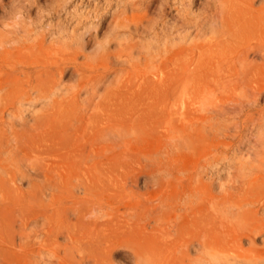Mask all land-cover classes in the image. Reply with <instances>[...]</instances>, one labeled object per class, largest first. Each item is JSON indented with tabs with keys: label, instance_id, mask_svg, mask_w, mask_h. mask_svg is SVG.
<instances>
[{
	"label": "rangeland",
	"instance_id": "1",
	"mask_svg": "<svg viewBox=\"0 0 264 264\" xmlns=\"http://www.w3.org/2000/svg\"><path fill=\"white\" fill-rule=\"evenodd\" d=\"M229 1L0 0V87L3 88H0V164L5 167H0L3 171L0 172V243H5V248L16 255L9 264H138L135 251L150 255L152 249L151 262H146L148 257L140 256L144 259L143 264H154L153 238L160 232L155 230L150 215L158 205L161 193L172 194L185 189L194 173L196 177L198 173L202 176L198 174V179L195 176L194 179L213 185L214 192L223 194L239 186L234 178L239 182L238 176H250V173L257 176L260 162L254 160L255 155L251 154L249 158L245 152L240 153L246 155L243 158L238 157V152L233 155L230 144L237 142L239 145L241 141L242 146L264 148V93L261 95L258 91L264 85V76L244 90L236 82L230 84L227 79L221 80L217 71L223 42L233 38L223 31L218 21L221 12L223 16H232L234 10ZM62 37L68 41H65L66 45L72 41L71 46L66 47ZM14 41L20 42H16V46ZM256 41L254 38L250 44L254 45ZM118 42L125 49L119 48ZM68 46L75 47L70 50ZM53 50H56L55 54H52ZM133 56L135 59L140 56V61ZM148 56L154 58H150L151 63ZM63 58L68 63L60 60ZM250 59L260 60L254 54ZM61 71L64 73L59 76ZM82 81L88 87L79 95L76 88ZM64 86L66 88L62 89ZM67 88L76 92L72 95ZM25 92L29 93L22 96ZM244 92L249 97L243 96ZM63 94L68 97L61 96V99L59 95ZM84 95L91 101L88 102ZM84 102L90 104L85 108ZM80 104H84L83 108ZM239 105L246 107L243 110ZM43 106L46 107L42 109ZM224 107L228 113L222 109ZM240 108L245 112L239 111ZM111 128L120 132L121 137ZM111 131L118 141L111 136ZM113 139L118 142L117 146ZM255 141L259 143L254 144ZM7 159H10L9 164ZM167 160L178 162L185 171L179 167L175 171L174 163L175 177H165V185L158 180L164 175L161 172L165 173L162 163L169 162ZM17 166L21 169L20 178ZM242 167L243 171H239ZM169 181L171 184L167 183ZM78 185L79 192L76 190ZM202 187L207 190L206 186ZM200 192L204 198L208 190L206 194H203L204 190L200 189ZM35 225L38 226L36 233ZM261 236L256 241L259 246H263ZM244 241L248 247L249 240ZM45 245L47 249L58 247L60 251L56 248L55 251L52 248L44 251ZM196 249L197 245L191 248L193 256L198 255ZM204 259L203 263L212 261L210 257ZM0 264L3 263L0 261Z\"/></svg>",
	"mask_w": 264,
	"mask_h": 264
},
{
	"label": "bare ground",
	"instance_id": "2",
	"mask_svg": "<svg viewBox=\"0 0 264 264\" xmlns=\"http://www.w3.org/2000/svg\"><path fill=\"white\" fill-rule=\"evenodd\" d=\"M223 1V0H222ZM229 1V0H228ZM232 1V10H234L232 12V16L231 17H226V16H223L222 12H221V15H220V24L222 26V29L223 31H227L228 34L230 33V36L232 39H229V42L227 40V42H223L222 45L221 44V48L223 46V49L220 50V56H221V60L220 62H218V65H217V71L220 72L218 73L219 74V77L221 80L224 79H227V81L232 84L234 82L238 83L241 87V89H246L248 88V86L255 82L257 78L260 79V77L264 76V0H231ZM229 1V2H231ZM220 2V1H219ZM218 2V3H219ZM226 10V9H225ZM231 10V9H230ZM220 11H224L223 10H220ZM230 13V12H229ZM231 15V13H230ZM219 25V24H218ZM232 33V34H231ZM53 36V35H52ZM253 36V40L255 38L256 43L253 45V44H250L251 41L248 40L249 38H251ZM35 37V36H34ZM59 36H57L58 38ZM17 38V37H16ZM40 38V37H39ZM51 38V37H49ZM53 38L55 39L56 37L53 36ZM20 40V37L17 38ZM30 39V38H29ZM28 39V40H29ZM62 39H64L62 37ZM66 39V38H65ZM62 40L63 43L66 41V40ZM234 39V40H233ZM1 40V39H0ZM10 40V39H9ZM8 40V41H9ZM22 40V39H21ZM20 40V41H21ZM32 40V39H31ZM35 40V39H34ZM33 40V41H34ZM43 40V38H42ZM41 40V41H42ZM50 40V39H49ZM58 40V39H57ZM61 40V39H60ZM70 40V39H69ZM72 40V39H71ZM19 41V42H20ZM32 41V42H33ZM37 41V40H36ZM61 41V42H62ZM247 41H250V43H248ZM3 42V41H1ZM17 41H14V43L16 44ZM17 42V44L19 43ZM31 42V41H30ZM29 42V43H30ZM52 42V41H50ZM59 42L60 44V41H57ZM68 42V41H66ZM66 42H65V45H66ZM72 42V41H71ZM71 42H70V46H71ZM80 42V41H79ZM13 43V42H12ZM13 43V44H14ZM23 43V42H21ZM62 43V44H63ZM73 43V42H72ZM16 44V46H17ZM28 44V42L26 43ZM46 44V43H45ZM58 44V43H57ZM58 44V45H59ZM67 44V45H68ZM76 44V42L74 43ZM81 44V43H80ZM109 44V43H107ZM119 44V48H123V46L121 45L120 47V43L118 42ZM30 45V44H28ZM42 45V44H41ZM57 45V46H58ZM63 45V46H65ZM66 45V47H67ZM78 45V44H77ZM1 46V45H0ZM15 46V47H16ZM20 46V44H19ZM26 46V45H25ZM32 46V45H31ZM62 48L63 46L60 45ZM68 46V47H70ZM79 46V45H78ZM77 46V47H78ZM128 46V45H127ZM21 47L23 48L24 47V44L23 46L21 45ZM34 47V46H33ZM75 47V46H73ZM73 47H70L68 49L72 50ZM79 48V47H78ZM80 48L81 45H80ZM79 48V49H80ZM105 48V47H104ZM5 49V48H4ZM18 50V48H16ZM20 49V48H19ZM36 49V48H35ZM50 49V47H49ZM75 49V48H74ZM125 49V48H123ZM51 50V49H50ZM129 50V49H128ZM8 51V49H7ZM10 51H12L10 49ZM21 51V50H20ZM40 51V50H39ZM54 53L52 54H55L56 50H53ZM62 51V50H60ZM84 52V49L82 50ZM81 51V52H82ZM1 52V51H0ZM6 52V51H5ZM4 52V53H5ZM9 52V51H8ZM22 52V51H21ZM48 51H46L47 53ZM50 52V51H49ZM52 52V51H51ZM71 52V51H70ZM57 53L59 54V52L57 51ZM56 53V54H57ZM65 53V52H64ZM132 53V51H131ZM8 54V53H7ZM58 54L56 57H58ZM81 54V53H80ZM120 54V53H119ZM122 54V53H121ZM120 54V55H121ZM251 54H254L255 58L257 57V59H260V60H251L250 59V55ZM51 55V54H50ZM77 55V54H76ZM79 55V54H78ZM77 55V56H78ZM82 55V54H81ZM130 55V54H129ZM133 55V54H132ZM132 55L130 57H132ZM9 56V54H8ZM22 57V55H20ZM24 56V55H23ZM28 56V55H27ZM48 56V55H47ZM150 56V55H149ZM148 56V58H149ZM10 57V56H9ZM40 57V56H38ZM42 57V56H41ZM51 57V56H50ZM62 57V56H60ZM81 58V56H79ZM83 57V55H82ZM121 59V56H119ZM127 57V56H126ZM153 56H151L150 58H152ZM159 57V56H158ZM134 58V56H133ZM131 58V60L133 59ZM149 58V60H150ZM25 59V57H24ZM33 59L35 60L36 58L33 56ZM135 59V58H134ZM139 59L140 56H139ZM137 57V59L135 60H138L140 61ZM147 59V58H146ZM154 60V58H152ZM157 59V58H156ZM18 60V59H17ZM21 60V59H20ZM61 61H64V62H67L65 61L66 59H60ZM91 60V59H90ZM124 60H125V57H124ZM148 60V59H147ZM148 60V61H149ZM152 60V61H153ZM26 61V60H24ZM29 61V60H28ZM41 62V60H39ZM87 61V60H86ZM92 61V60H91ZM126 61V60H125ZM151 60L149 61L150 63L152 62ZM22 62V61H21ZM31 62V61H29ZM36 62V61H35ZM47 62V61H46ZM49 62V61H48ZM70 62V61H69ZM85 62V61H84ZM129 62V61H127ZM37 63V62H36ZM63 63V62H61ZM68 63V62H67ZM80 63V62H79ZM88 63V62H87ZM141 63V62H140ZM13 64V63H12ZM27 64V63H26ZM72 64V63H71ZM122 64V63H121ZM124 64V63H123ZM131 64V62H130ZM129 64V65H130ZM134 64V63H133ZM149 64V63H148ZM22 65V64H21ZM19 65V66H21ZM25 65V64H24ZM87 65V64H86ZM147 65V64H146ZM150 65V64H149ZM6 66V65H5ZM18 66V65H17ZM43 66V64H42ZM47 66V65H45ZM52 66V65H51ZM58 66V65H57ZM132 66V65H131ZM130 66V67H131ZM142 66V65H141ZM11 67V66H10ZM24 67V66H23ZM22 67V68H23ZM31 67V66H30ZM36 67V66H35ZM38 67V66H37ZM49 67V66H48ZM85 67V65H84ZM9 68V67H8ZM21 68V69H22ZM39 68V67H38ZM69 68V67H68ZM76 68V67H75ZM215 68V69H216ZM13 69V67L11 68ZM10 69V70H11ZM20 69V68H19ZM32 69V68H31ZM44 69V68H43ZM64 69V68H62ZM1 70V69H0ZM51 70V69H50ZM60 70V69H59ZM138 70V68H137ZM12 71V70H11ZM26 71V70H25ZM30 71V70H29ZM136 71V70H135ZM31 72V71H30ZM44 72V70L42 71ZM79 72V71H78ZM77 72V73H78ZM64 72L61 71L60 75L59 76H62ZM76 73V74H77ZM14 74V72H13ZM79 74V73H78ZM2 75V74H1ZM11 75V74H10ZM119 75V74H118ZM214 75V74H213ZM4 76V75H3ZM9 76V75H8ZM13 76V75H12ZM56 76V75H55ZM58 76V77H59ZM10 77V76H9ZM24 77V76H23ZM35 77V76H34ZM39 77V76H38ZM81 77V76H80ZM37 78V77H36ZM56 78V77H55ZM63 78V77H62ZM32 79V78H31ZM59 79V78H58ZM143 79V78H142ZM169 79V78H168ZM30 80V79H29ZM36 79H34L33 81H35ZM119 80V78H118ZM172 80V79H170ZM7 81V80H6ZM22 81V80H21ZM31 81V80H30ZM40 81V80H39ZM56 81V80H55ZM62 81V79H61ZM85 81V80H84ZM122 81H124L123 79L121 80V84H122ZM143 81V80H142ZM186 81V80H185ZM36 82V81H35ZM44 82V80H43ZM109 82V81H108ZM113 82V80H112ZM120 82V80L118 81ZM163 82V80H162ZM165 82V81H164ZM226 82V81H225ZM224 82V84H226ZM232 82V83H231ZM59 83H62V82H59ZM78 83V81H77ZM31 84V83H30ZM37 84V83H36ZM45 84V83H44ZM120 84V85H121ZM228 84V83H227ZM256 84V82H255ZM63 85V84H62ZM237 85V84H236ZM35 86V85H34ZM60 86V85H59ZM76 86V84H75ZM101 86V84L99 85ZM234 86V84H233ZM258 86V84L256 85ZM3 87V85H2ZM70 87V86H69ZM77 87V86H76ZM88 85L87 84H83V81L79 83L78 87L76 88L77 90V93L80 95L81 92L85 91L87 89ZM91 87V86H90ZM98 87V86H97ZM231 87V86H230ZM1 88V87H0ZM5 88V87H4ZM7 88V87H6ZM33 88V87H31ZM36 88V87H35ZM62 89L63 88H66L65 86L64 87H61ZM72 88V87H71ZM95 88V87H94ZM92 88V89H94ZM102 88V86H101ZM99 88V89H101ZM106 88V87H105ZM224 89V86L222 87ZM221 88V89H222ZM256 88V87H254ZM253 88V89H254ZM3 89V88H1ZM30 89V88H29ZM70 90V88H67L66 90ZM91 89V88H90ZM97 89V88H96ZM222 89V90H223ZM251 89V88H250ZM7 90V89H6ZM36 90V89H35ZM39 90V89H38ZM54 91L56 89H53ZM105 90V89H104ZM257 89H255L256 91ZM260 90V94L262 95V93H264V85L262 86L261 85V89L259 88L258 91ZM1 91V90H0ZM5 91V90H4ZM28 91V90H27ZM32 91V90H31ZM30 91V92H31ZM54 91L52 92V96L54 94ZM57 91V90H56ZM72 95L73 93H75L76 91H72ZM89 91V90H88ZM93 91V90H92ZM99 91V90H98ZM97 91V92H98ZM102 91V89H101ZM251 91V90H250ZM36 91H33V93H35ZM59 92V91H58ZM57 92V93H58ZM64 92V91H63ZM66 92V91H65ZM69 92V91H68ZM253 92V91H252ZM3 93V91H2ZM29 92H25L23 93L22 96H25L27 95ZM41 93V92H40ZM84 93V92H83ZM218 93V92H217ZM247 92H244L243 96L246 94ZM32 94V93H31ZM50 94V93H49ZM59 94V93H58ZM57 94V95H58ZM87 94V93H86ZM89 94V92H88ZM100 94V93H99ZM103 96H104V93H102ZM242 94V92H241ZM252 94H255V93H252ZM36 95V94H35ZM33 94V96H35ZM69 95V94H67ZM94 95V94H93ZM248 95V93H247ZM51 96V94H50ZM60 97L61 96H64L63 95H59ZM66 96V95H65ZM64 96V97H65ZM83 96V95H81ZM80 96V97H81ZM89 96V95H87ZM100 96V95H99ZM251 96V95H250ZM0 97H1V94H0ZM32 97V96H30ZM55 98L58 97V96H54ZM68 97V96H66ZM73 97V96H72ZM84 97L86 98V100L88 99L85 95ZM82 97V99L84 98ZM106 97V96H105ZM246 97H249V96H246ZM7 98V97H6ZM21 98V97H20ZM71 97H69L70 99ZM99 98V97H98ZM257 98V97H256ZM24 99V98H23ZM33 100V97L31 98ZM45 99V98H44ZM50 99V98H49ZM62 99V97H61ZM60 99V100H61ZM68 99V98H67ZM68 99V100H69ZM81 99V98H80ZM90 99V98H89ZM100 99V98H99ZM15 100V99H13ZM42 100V98H41ZM47 100V99H46ZM45 100V101H46ZM53 100V99H52ZM64 100H66L64 98ZM97 100V99H96ZM1 101V99H0ZM21 101V100H20ZM28 101V100H27ZM36 101V100H34ZM32 101V102H34ZM81 101V100H80ZM83 101H85V99H83ZM88 102H90L91 100H87ZM98 101V100H97ZM253 101V100H252ZM257 101V100H256ZM19 102V101H17ZM44 102V100H43ZM25 103V102H23ZM37 103V102H36ZM83 103V102H82ZM87 103V102H86ZM244 103V102H243ZM35 104V103H34ZM40 104V103H39ZM42 104V103H41ZM44 104V103H43ZM42 104V105H43ZM47 104V103H46ZM45 104V105H46ZM49 104V103H48ZM63 104V103H62ZM85 104V102H84ZM83 104V105H84ZM90 104V103H88ZM88 104H85V108L87 107ZM21 105V103H20ZM25 105V104H24ZM23 105V106H24ZM33 105V103H32ZM81 105V104H80ZM83 105H81V107L83 108ZM36 106V105H35ZM49 106V105H48ZM53 106V105H52ZM241 106V105H239ZM244 106L246 107V105H243V108ZM1 107V106H0ZM5 107V106H4ZM10 107V106H9ZM14 107V106H13ZM40 107V105H39ZM42 107V106H41ZM44 107L46 106H43L42 109H44ZM50 107V106H49ZM55 107V105H54ZM80 107V109H81ZM96 107V106H95ZM232 107V106H231ZM38 108V107H37ZM62 108V107H61ZM84 108V109H85ZM93 108V107H92ZM236 108V111L238 110V108L235 106ZM234 108V109H235ZM242 108V106H241ZM240 110L239 111H243V110ZM21 109V108H20ZM32 109V108H31ZM83 112L85 113L86 110ZM98 110L97 108H94V110ZM223 110L225 109L222 108ZM221 109V110H222ZM229 109V107H228ZM227 109V110H228ZM13 110V108H12ZM25 109H23L22 111H24ZM88 110V109H87ZM246 110V109H245ZM33 111V110H32ZM35 111V110H34ZM54 111V110H53ZM52 111V112H53ZM56 111V110H55ZM78 111V110H77ZM80 111V110H79ZM229 112L231 110H228ZM10 112V111H8ZM18 112L22 113V116L23 115V112L19 111ZM37 112L39 113V110H37ZM44 112V111H43ZM60 112V111H59ZM58 112V113H59ZM222 112V111H221ZM220 112V113H221ZM225 112L226 109H225ZM234 112V111H233ZM232 112V113H233ZM245 112V111H243ZM14 113V112H13ZM16 113H17V110H16ZM25 113H26V110H25ZM31 113V112H30ZM29 113V114H30ZM47 113V112H46ZM50 113V112H49ZM54 113V112H53ZM79 113V112H78ZM82 113V112H81ZM90 113V112H89ZM228 113V112H227ZM236 113V112H235ZM238 113V112H237ZM11 114V113H9ZM8 114V116H9ZM15 114V113H14ZM27 114V113H26ZM34 114V117L35 116V113ZM33 114H32V121L35 119L33 118ZM224 114V113H223ZM240 114V112H239ZM249 114V113H248ZM1 115V114H0ZM4 115V114H3ZM19 114L17 113V116ZM55 115V113H54ZM81 115V114H80ZM86 115L87 112H86ZM236 115V114H235ZM250 115V114H249ZM2 116V115H1ZM12 116V115H11ZM27 116V115H26ZM29 116V117H30ZM19 117V116H18ZM76 117V116H75ZM15 118V116H14ZM23 118V117H22ZM10 119V118H9ZM17 119V117H16ZM24 119V118H23ZM31 119V118H29ZM57 119V118H56ZM224 119V118H221V120ZM231 119V118H230ZM4 120V119H3ZM7 120V119H6ZM11 120V119H10ZM86 120V119H85ZM1 121V120H0ZM18 121V120H17ZM25 121H28V119H26ZM24 121V122H25ZM7 122V121H6ZM10 122V121H9ZM19 122V121H18ZM31 122V121H30ZM221 122V121H220ZM229 122V121H228ZM232 122V121H231ZM2 123V122H1ZM22 123V122H21ZM26 123V122H25ZM34 123V121H33ZM76 123H77V120H76ZM80 123V122H79ZM223 123V122H222ZM8 124V123H6ZM11 124V122L9 123ZM23 124V123H22ZM27 124V123H26ZM30 124V123H28ZM27 124V125H28ZM32 124V123H31ZM88 124V122H87ZM86 124V125H87ZM218 124V123H217ZM18 125V124H17ZM226 125V124H224ZM19 126V125H18ZM110 126V125H109ZM219 127H221L220 125H218ZM16 127V125L14 126ZM35 127V125H34ZM107 127V126H106ZM86 128V127H85ZM122 128V127H121ZM8 129V128H6ZM113 129V128H111ZM117 129V128H116ZM120 129V127H119ZM196 129V128H195ZM118 130V129H117ZM203 130V129H202ZM8 131V130H7ZM106 131V130H105ZM108 131H110L108 129ZM107 131V132H108ZM113 133L114 131L116 132L115 129L112 130ZM112 131H111V136L112 137H116L115 135H117L119 138L121 137L120 136V132H116L115 135L112 134ZM119 131V130H118ZM204 131V130H203ZM106 133V132H105ZM109 135H110V132H108ZM101 134V133H100ZM107 135V133H106ZM212 135V134H211ZM31 136V135H30ZM217 136V135H216ZM110 137V136H109ZM4 138V137H3ZM101 138H104L103 135H101ZM189 138V137H188ZM27 139V138H26ZM83 139V138H81ZM110 139V138H109ZM117 139V137H116ZM116 139H113L115 140V143L114 145L116 144V146L118 145V142L116 143ZM262 139V138H261ZM102 140V139H101ZM105 140V139H104ZM184 140V139H183ZM4 141V140H3ZM106 141H107V138H106ZM118 141V139H117ZM193 141V140H191ZM246 142V141H245ZM249 142V141H248ZM252 142V141H251ZM257 145V141H255ZM262 142V141H261ZM100 143H102L100 141ZM107 143V142H106ZM111 143V142H110ZM240 143H242L240 141ZM234 145V144H230V147H232V149L234 150V154L235 155V152H238V157L241 156V158L245 157L247 154H248V158L250 157L251 154H253V156L255 155V159H257L259 162H260V165H259V173H257V176L253 177L250 173V176L248 175H243V177L239 178L238 176V180L239 182H236V179L234 178V181L235 183H239V186H235L233 191H230V193H226V194H223V193H216L214 192L213 188L214 186L213 185H205L202 183V181L198 179V174H197V177L195 176V173H194V176L197 178V179H194V176L191 175V177L189 178V180L186 182V187L185 189H180L181 191L178 192L179 194L177 195H173L172 194H169V193H161V196H159V203L158 205L156 206V208L152 211L150 217L152 220H154L155 224H154V227H156V231L158 229V232H160V234H158L155 238H153V241L154 242V245L152 248H155V253L156 255H153L154 257L158 256V258L155 257V259L153 260L154 261V264H205L206 262L203 263L202 259L203 258H207V257H210L212 261H209L208 263L206 264H264V213L262 214V211L264 212V170H262V167L264 166V148H261L262 146H258L257 147H260L259 149L258 148H255V145H252L251 146H242V145ZM244 143V142H243ZM178 144V143H177ZM193 145V143H191ZM245 144V143H244ZM253 144V142H252ZM261 144V143H260ZM259 144V145H260ZM6 145V144H5ZM174 145V144H173ZM173 145L170 146V148L172 147L173 148ZM223 145V144H222ZM4 146V145H3ZM10 146V145H8ZM23 146V145H22ZM113 146V145H112ZM184 146H187V143L184 145ZM228 146V145H227ZM119 147V146H118ZM121 147V146H120ZM176 147V146H175ZM263 147H264V143H263ZM92 148V147H91ZM117 148V147H115ZM23 149V148H22ZM93 149V148H92ZM108 149V148H107ZM114 149V147H113ZM177 149V148H176ZM179 149V148H178ZM2 150V149H1ZM18 150V149H17ZM118 150V149H117ZM173 150V149H172ZM175 150V149H174ZM173 150V151H174ZM4 151V150H3ZM11 151H13L11 149ZM20 151V150H19ZM94 151V150H93ZM99 151V150H98ZM108 151H112V150H108ZM172 151V152H173ZM193 151V150H192ZM14 152V151H13ZM176 152V151H174ZM214 152V151H213ZM243 152H245L246 155H241V154H244ZM3 153V152H2ZM21 153V152H20ZM241 153V154H240ZM6 154V153H5ZM8 154V153H7ZM6 154V157L9 155ZM13 153H11V156H12ZM94 154V153H93ZM174 155V153H171ZM97 155V154H96ZM95 155V156H96ZM240 155V156H239ZM15 155H13L14 157ZM91 156H92V153H91ZM99 156V155H97ZM172 156V155H171ZM16 157V156H15ZM105 157V156H104ZM252 157V156H251ZM9 158V156H8ZM34 158V156H33ZM80 158V157H79ZM86 158V157H85ZM240 158V159H241ZM11 159V158H10ZM10 159H7L8 162L7 164L10 163ZM15 159V158H14ZM78 159V158H76ZM90 159V157L88 158ZM94 158H92L93 160ZM97 159V158H95ZM173 159V158H172ZM235 159V158H234ZM17 160V159H16ZM35 160V159H34ZM87 160V159H86ZM91 160V159H90ZM245 160V159H244ZM14 162V160H12ZM20 161V160H19ZM89 161V160H88ZM169 161V160H167ZM234 161V160H233ZM252 161V159H251ZM1 162H3V159L1 160ZM13 162H11V165L13 166ZM18 162V161H17ZM170 162V163H169ZM169 162H163L162 164H164L163 166L165 168H162L164 170L162 171H165L164 172H161L163 173L164 175L161 176L160 180H158L160 183L162 184H166V178L165 177H168V178H171L169 177L170 175L172 176L173 173H175L173 170L174 168L172 169V167L174 166V163H175V171L177 170L176 167H179L178 165V162H173L172 160H170ZM244 162V161H243ZM248 164H249V161L247 160ZM258 162V163H259ZM82 163V162H81ZM253 163V161H252ZM2 164V163H1ZM0 164V167L5 168L4 166H2ZM18 164V163H16ZM178 166H177V165ZM245 164V163H244ZM251 164V163H250ZM254 164V163H253ZM4 165V164H3ZM20 165V164H19ZM76 165V164H75ZM246 165V164H245ZM252 165V164H251ZM257 165V164H256ZM78 166V165H77ZM81 166V165H80ZM181 166V165H180ZM238 166V165H237ZM242 166V164H241ZM255 166V165H254ZM18 167V166H17ZM61 167V166H60ZM64 167V166H63ZM162 167V166H161ZM235 167V165H234ZM12 168V167H11ZM32 168V167H31ZM46 168V167H45ZM180 168V167H179ZM251 168V167H250ZM1 169V168H0ZM161 169V168H160ZM181 171H185V168L182 169L180 168ZM240 170L239 171H243V167L242 169L239 168ZM246 169V168H245ZM17 170V169H16ZM41 170L43 171V169L41 168ZM49 170V169H48ZM47 170V171H48ZM80 170V169H78ZM179 170V169H178ZM7 171V169H6ZM15 171V170H14ZM18 178H20V171L21 169L19 170V167H18ZM179 171V172H181ZM238 171V169H237ZM245 171H248V170H245ZM0 172H3L2 170ZM5 172V171H4ZM23 172V171H22ZM21 172V173H22ZM40 172V171H39ZM44 172V171H43ZM58 172V171H57ZM98 172V171H97ZM159 172V171H157ZM178 172V171H177ZM188 172V171H187ZM235 172V171H234ZM250 172V170H249ZM6 174H10L9 172H5ZM5 173H3L5 175ZM24 173V172H23ZM85 173V172H84ZM184 173V172H183ZM182 173V174H183ZM246 173V172H245ZM253 173V172H252ZM254 173V175H256ZM2 174V173H1ZM25 174V173H24ZM87 174V173H86ZM180 174V173H179ZM239 175L240 172L238 173ZM39 175V174H38ZM47 175V174H46ZM157 175H159L157 173ZM177 175V174H176ZM201 176V173L199 174ZM233 175V174H232ZM9 176V175H8ZM12 176V175H11ZM153 176V174H152ZM175 177V175H173ZM193 176V177H192ZM252 176V177H251ZM24 177V176H23ZM27 177V176H26ZM30 177V176H28ZM47 177V176H46ZM202 177V176H201ZM11 178V177H10ZM78 179L80 178V176L77 177ZM76 178V180H77ZM173 178V177H172ZM237 178V176H236ZM75 179V178H73ZM203 179V178H202ZM204 180V179H203ZM21 181V180H20ZM75 181V180H74ZM78 181V180H77ZM168 184L171 182H167ZM184 183V182H183ZM14 184V183H13ZM79 184V182H78ZM180 184L182 185V182H180ZM15 185V184H14ZM77 185V184H76ZM75 185V187H76ZM81 185V184H79ZM78 185V186H79ZM185 184H183L184 186ZM77 186V187H78ZM158 186V185H157ZM180 186V185H178ZM177 186V187H178ZM202 186H206L207 187V190H208V193H207V196L204 198H202V192H200V189L201 190H204L205 193L203 194H206V191L205 189H202L203 187ZM213 186V187H212ZM20 187V186H19ZM71 187V186H70ZM181 187V186H180ZM178 187V188H180ZM53 188V186H52ZM80 188V186L76 189L78 191V189ZM82 188V186H81ZM160 188V187H159ZM174 188V187H173ZM216 188V187H215ZM163 188H161L162 190ZM171 189V188H169ZM28 190V189H27ZM56 190V189H55ZM96 190V189H95ZM183 190V191H182ZM165 192V190H163ZM169 191V190H168ZM174 191V190H173ZM79 192V191H78ZM83 192V191H82ZM162 192V191H161ZM219 192V191H218ZM10 193V192H9ZM81 193V191H80ZM98 193V192H97ZM174 193V194H175ZM225 193V192H224ZM2 194V193H0ZM52 194V193H51ZM99 194V193H98ZM160 194V193H159ZM100 195V194H99ZM2 196V195H0ZM49 196V195H48ZM53 196V194H52ZM3 198V197H2ZM103 198V197H102ZM73 204V203H72ZM104 205V204H103ZM74 207V206H73ZM95 207V206H94ZM94 210V209H93ZM97 210V209H96ZM95 210V211H96ZM57 211V210H56ZM55 212V211H54ZM94 212V211H93ZM98 212V210H97ZM101 212V211H100ZM85 213V212H84ZM92 213V212H91ZM52 214V213H51ZM61 214V213H60ZM78 215V214H76ZM75 215V217H76ZM83 215V213H82ZM61 216V215H60ZM80 216V215H79ZM45 217V216H44ZM81 217V216H80ZM57 218V217H56ZM55 218V219H56ZM68 218V217H67ZM79 218V217H78ZM87 218V217H86ZM91 218V217H90ZM96 218V217H95ZM23 219V218H22ZM59 219V218H58ZM57 219V220H58ZM53 220V219H52ZM57 223L58 224V222ZM79 220V219H78ZM84 220V219H82ZM26 222V221H24ZM37 222V221H36ZM39 222V221H38ZM37 222V223H38ZM41 222V221H40ZM77 222V221H76ZM23 223V222H22ZM28 223V222H27ZM43 223H45V221H43ZM34 224V223H33ZM32 224V225H33ZM39 224V223H38ZM65 224V222H64ZM74 224V223H73ZM25 225V223H24ZM27 225V224H26ZM25 225V226H26ZM29 225V223H28ZM31 225V224H30ZM40 225V224H39ZM42 225V224H41ZM52 226V225H51ZM59 226V225H58ZM65 226V225H63ZM77 226V225H75ZM85 226V225H84ZM27 227V226H26ZM25 227V228H26ZM34 227V226H33ZM36 229H35V232L38 230V226H36ZM48 227V226H47ZM54 227V225H53ZM60 227V226H59ZM149 227V226H148ZM24 228V227H23ZM40 228V227H39ZM68 228V227H67ZM32 229V228H31ZM30 229V230H31ZM48 229V228H47ZM53 229V228H52ZM51 229V230H52ZM60 229V228H59ZM87 229V228H86ZM19 230V229H17ZM34 230V229H33ZM40 230V229H39ZM43 230H46V229H43ZM75 230H76V227H75ZM153 230V229H152ZM28 231V230H27ZM48 231V230H47ZM46 231V232H47ZM59 230H57L58 232ZM64 231V230H63ZM18 232V231H17ZM23 232V230H22ZM30 232V231H29ZM33 232V231H32ZM38 232V231H37ZM39 232H42L41 230ZM70 232V231H69ZM76 232V231H75ZM83 232V231H82ZM154 232V231H153ZM25 233V232H24ZM67 233V232H66ZM50 234V233H49ZM74 234V232H73ZM72 234V235H73ZM76 234V233H75ZM82 234V233H81ZM19 235V234H18ZM22 235V233H21ZM34 235V234H33ZM52 235V234H51ZM58 235V234H57ZM260 235H263L261 237H263V246H259L257 244L256 241L257 240V237H259ZM23 236V235H22ZM39 236V235H38ZM91 236V234L89 235ZM5 237V235H4ZM31 237V236H30ZM43 237V235H42ZM54 237V236H53ZM93 237V236H91ZM14 238V237H13ZM18 238V237H17ZM21 238V237H20ZM44 238V237H43ZM48 238V237H47ZM51 238V237H50ZM49 238V239H50ZM6 239V238H5ZM9 239V238H8ZM16 239V238H15ZM36 239V238H35ZM56 239V238H54ZM68 239V238H67ZM249 240V245L248 247H246L244 245V240ZM12 240V239H10ZM18 240V239H17ZM20 240V239H19ZM29 240V239H28ZM31 240V238H30ZM41 240V239H40ZM40 240H39V243H40ZM58 240V239H56ZM70 240V239H69ZM73 240V239H72ZM94 240V239H93ZM16 241V240H15ZM27 241V240H26ZM36 242V240H34ZM33 241V242H34ZM51 241V240H50ZM80 241V240H79ZM86 241V240H84ZM98 241V240H97ZM4 242V241H3ZM2 242V243H3ZM17 242V241H16ZM29 242V241H28ZM45 242V241H44ZM70 242H73V241H70ZM75 242H78V241H75ZM112 244H114L113 242L114 241H111ZM23 243V242H21ZM43 243V241L41 242ZM79 243V242H78ZM6 244H8L6 242ZM27 244V243H26ZM33 244V243H32ZM44 244V243H43ZM48 244V243H47ZM50 244V243H49ZM66 244V243H65ZM64 244V245H65ZM69 244V243H68ZM67 244L66 247H69ZM111 244V245H112ZM116 244V242H115ZM17 245V243H16ZM35 245V243H34ZM39 245V244H38ZM42 245V244H41ZM57 245V244H56ZM72 245V244H71ZM197 245V249H196V252H198L197 256H193L191 254V248L193 246ZM5 243L1 244L0 243V261L4 264V263H10L12 262L11 259H13L14 257H16V255L9 251V249L7 250L5 248ZM22 246H25V245H22ZM59 246V244H58ZM74 246H77V245H74ZM73 246V247H74ZM155 246V247H154ZM9 247V246H8ZM10 247H13L12 245ZM16 247V246H15ZM18 247V246H17ZM16 247V248H17ZM27 247V246H26ZM40 247V246H39ZM38 247V249H39ZM63 247V246H62ZM24 248V247H22ZM30 248V247H29ZM35 248V247H34ZM33 248V250H35ZM42 248V246H41ZM45 248H46V245H45ZM50 248L52 247H49V249H45L44 251H55L54 248H56V251H60V250H57L58 247H54L50 250ZM71 248V247H70ZM150 248V249H152ZM24 249H28V248H24ZM32 249V248H30ZM29 249V250H30ZM59 249V248H58ZM61 249V248H60ZM63 249V248H62ZM65 249V248H64ZM138 249V248H137ZM10 250H14V249H10ZM16 250V249H15ZM78 250V249H77ZM43 251V250H42ZM43 251V252H44ZM66 251V249H65ZM70 251V250H69ZM153 249L150 250L149 254L151 255ZM23 252V251H22ZM71 252V251H70ZM74 252V251H73ZM86 252V251H85ZM140 252V251H139ZM27 253V252H26ZM50 253V252H48ZM61 253V252H60ZM136 253V262L138 264H143L144 263V259L146 257H148V259L146 258V262H151L152 260V256L150 258V255H145V253H138V251H135ZM193 253V252H192ZM21 254V253H20ZM29 254V253H28ZM31 254V253H30ZM42 254V253H40ZM67 254V253H66ZM144 254V255H143ZM25 255V253H24ZM23 255V256H24ZM142 255V257H144V259H142V257L140 256ZM56 256V255H55ZM68 256V255H67ZM26 257V255H25ZM59 257V256H58ZM139 257H141V259H139ZM26 258H29V255L28 257ZM32 258V257H31ZM62 258V257H61ZM67 258V257H66ZM33 259V258H32ZM204 259V260H205ZM64 260V259H63ZM123 260V259H122ZM142 263H139L140 261ZM32 261V260H31ZM29 261V262H31ZM35 261V260H34ZM62 261V260H61ZM139 261V262H138ZM16 262H18L16 260ZM36 262V261H35ZM47 262V261H46ZM60 262V261H59ZM145 262V264H146ZM34 263V262H33ZM48 263H51V262H48ZM36 264V263H35ZM63 264V263H62ZM97 264V263H95Z\"/></svg>",
	"mask_w": 264,
	"mask_h": 264
}]
</instances>
